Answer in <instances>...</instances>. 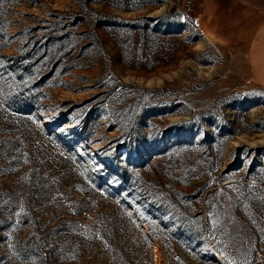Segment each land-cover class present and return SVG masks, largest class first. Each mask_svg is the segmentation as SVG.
Listing matches in <instances>:
<instances>
[{
  "label": "rangeland",
  "instance_id": "obj_1",
  "mask_svg": "<svg viewBox=\"0 0 264 264\" xmlns=\"http://www.w3.org/2000/svg\"><path fill=\"white\" fill-rule=\"evenodd\" d=\"M192 0H0V264H264V86Z\"/></svg>",
  "mask_w": 264,
  "mask_h": 264
},
{
  "label": "crops",
  "instance_id": "obj_2",
  "mask_svg": "<svg viewBox=\"0 0 264 264\" xmlns=\"http://www.w3.org/2000/svg\"><path fill=\"white\" fill-rule=\"evenodd\" d=\"M195 21L214 43L243 52L264 86V0H192Z\"/></svg>",
  "mask_w": 264,
  "mask_h": 264
}]
</instances>
